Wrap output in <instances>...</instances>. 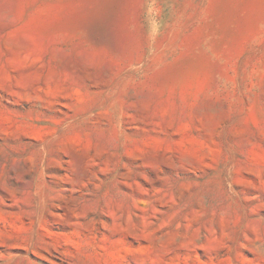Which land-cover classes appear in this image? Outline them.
<instances>
[{
    "label": "rangeland",
    "instance_id": "1",
    "mask_svg": "<svg viewBox=\"0 0 264 264\" xmlns=\"http://www.w3.org/2000/svg\"><path fill=\"white\" fill-rule=\"evenodd\" d=\"M0 264H264V0H0Z\"/></svg>",
    "mask_w": 264,
    "mask_h": 264
}]
</instances>
